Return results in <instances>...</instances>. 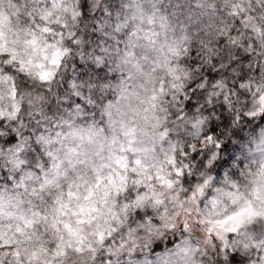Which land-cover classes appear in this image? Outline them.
<instances>
[{"label": "clouds", "instance_id": "9594fccd", "mask_svg": "<svg viewBox=\"0 0 264 264\" xmlns=\"http://www.w3.org/2000/svg\"><path fill=\"white\" fill-rule=\"evenodd\" d=\"M0 264H264V0H0Z\"/></svg>", "mask_w": 264, "mask_h": 264}]
</instances>
